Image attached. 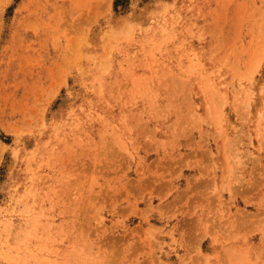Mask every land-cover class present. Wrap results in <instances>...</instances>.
Wrapping results in <instances>:
<instances>
[{
  "label": "rangeland",
  "instance_id": "1",
  "mask_svg": "<svg viewBox=\"0 0 264 264\" xmlns=\"http://www.w3.org/2000/svg\"><path fill=\"white\" fill-rule=\"evenodd\" d=\"M240 258L264 264V0H0V264Z\"/></svg>",
  "mask_w": 264,
  "mask_h": 264
},
{
  "label": "bare ground",
  "instance_id": "2",
  "mask_svg": "<svg viewBox=\"0 0 264 264\" xmlns=\"http://www.w3.org/2000/svg\"><path fill=\"white\" fill-rule=\"evenodd\" d=\"M230 249H231V248H230ZM226 252H227V251H226ZM224 253H225V252H224ZM253 253H254V252H253ZM226 254H229V253H226ZM226 254H225V255H226ZM235 254H236V253H235ZM229 255H231V254H229ZM243 255H244V253H243ZM237 256L239 257L240 255L237 254ZM248 256H249V254H248ZM250 256H251V255H250ZM253 256H254V254H253ZM261 256H263V254H261ZM238 257H236V258L238 259ZM240 257H241V256H240ZM225 258H226V257H225ZM243 258H244V257H243ZM243 258H242V260L244 261ZM226 259L228 260V258H226ZM249 259H250V258H249ZM249 259H247V261H248ZM254 259H255V258H254ZM234 260H235V259H234ZM239 260H240V262H241V258H240ZM239 260H235V261L238 263ZM245 260H246V259H245ZM255 260H256V259H255ZM262 260H263V259H262ZM262 260H261V261H262ZM235 261H234V262H235ZM247 261H244V262L247 263ZM253 261H254V260H253ZM258 261H259V260L255 261V262H258ZM232 262H233V261L231 260V262L228 261L227 263L230 264V263H232ZM244 262H241V263H244ZM263 262H264V261H263ZM246 263H244V264H246ZM250 263H251V261H250ZM250 263H249V261H248L247 264H250ZM258 263H259V262H258ZM233 264H234V263H233ZM238 264H239V263H238ZM252 264H254V263L252 262ZM261 264H262V263H261Z\"/></svg>",
  "mask_w": 264,
  "mask_h": 264
}]
</instances>
